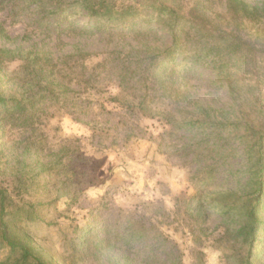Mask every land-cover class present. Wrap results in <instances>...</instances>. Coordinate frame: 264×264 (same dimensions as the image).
Segmentation results:
<instances>
[{
  "label": "rangeland",
  "instance_id": "rangeland-1",
  "mask_svg": "<svg viewBox=\"0 0 264 264\" xmlns=\"http://www.w3.org/2000/svg\"><path fill=\"white\" fill-rule=\"evenodd\" d=\"M246 1L257 5L263 0ZM207 5L214 12H225L224 2L217 0ZM51 9L50 4L29 0H0V49L47 55L60 65L67 57L73 67L69 71L71 77H81L83 73V79L92 80L88 88L75 81L67 90L59 89V97L37 104L38 118L25 126L1 123L0 110L1 187L9 188L14 197L17 195L18 190L12 191L13 169L20 168L19 161L31 164L34 171L53 160L68 169L67 177L53 172L46 188L44 182L49 176L42 173L41 187L32 185L19 197L32 203L51 202L41 211L44 221L26 225L40 248L48 249L64 264H100L96 258L106 264L108 257L124 256L120 249L123 243L113 240L95 255L86 246L92 245V240L87 239L94 237L90 236L92 229L97 237H105L107 230L125 233V229H134L148 235L142 245L133 244L131 257L135 264L150 254L145 247L156 244L159 247L154 251L155 261L160 264H170L178 254H183L182 264H239L237 258L244 247L237 239L238 229L230 228V234L215 213L198 215L190 211V205L197 207L193 175L199 167L210 163L218 168L213 192L243 189L247 175H236L245 170L246 163L240 143L225 141L226 144L218 143L210 151L216 143L212 134L205 136L190 127L179 128L164 115H144L108 103L110 97L121 91L129 98L144 94L146 90L129 77L128 56L133 49L145 45L156 49L168 44L167 31L156 23H142L135 32L150 35L121 37V29L114 28L110 33L103 22L97 24L82 16L59 24L58 17L48 16ZM250 33L255 39V30ZM196 35L190 31L184 36V52L191 54V42ZM20 64H0V76L7 78L5 87L17 89L23 77ZM179 64L177 61L170 82L178 96L152 97L160 112L177 107L194 110V105L246 111L245 97L252 101L260 97L255 102V113L264 106L262 74L261 80L236 74L229 86L228 81L202 64ZM180 66L182 74L177 72ZM152 85L143 84L149 88ZM230 87L237 88L242 99L234 102ZM170 93L165 91L166 95ZM179 96L178 102H174ZM148 105L154 107L152 103ZM81 235L86 239L82 246ZM7 255V249H0V260ZM257 264H264V259Z\"/></svg>",
  "mask_w": 264,
  "mask_h": 264
},
{
  "label": "trees",
  "instance_id": "trees-1",
  "mask_svg": "<svg viewBox=\"0 0 264 264\" xmlns=\"http://www.w3.org/2000/svg\"><path fill=\"white\" fill-rule=\"evenodd\" d=\"M29 1L53 6V9L48 11V16L58 17L59 24L66 19L82 16L97 24L103 22L105 30H110V33L114 28L121 29L118 33L121 37H129L137 33L138 36L150 35L145 34L146 32H135L142 23H156L162 30L167 31L168 44L156 49L145 45L142 49H133L128 56L131 60L129 77L146 90L144 94L137 97L131 95L129 98L125 97L121 91L118 96L110 97L108 103H117L119 107H125L131 111L138 110L144 115H164L171 124L179 128L190 127L205 136L212 134L216 143L209 148L210 151L215 149L216 144L225 143V141L240 143L246 163L245 170L238 171L236 175L238 173L247 175L243 189L238 191L236 188H231L213 192L211 187L216 180L218 168L213 163L199 167L192 178L195 180L196 193L193 199H196L197 207L194 209L193 205H190V211H195L198 215L205 212L215 213L226 225V231L230 234H233V229L230 228L238 229L236 236L240 245L244 247L242 254L237 258L239 264H257L263 261L264 106L261 111L255 113V102L260 97H255L253 101L245 97L243 103H246L244 104L247 107L246 111L238 108L225 110L194 105V110L177 107L166 113L157 109V103L152 97L173 99L178 96L170 83L172 76L176 73L174 67L177 61L181 66L202 64L218 77L228 81L229 86L232 85L236 74L251 75L255 80H261V74L264 75V0L257 5L246 0H218L224 2L223 14L212 11L213 9L207 5L217 0H187L186 4L182 0ZM250 30H255V39ZM190 31H194L197 35L191 42V54H188L184 52L183 38L188 36ZM260 39L263 40L260 41ZM142 54L145 56L142 57ZM67 59L66 57L65 62L60 65L47 55H37L31 51L19 49H0V64L20 61V74L23 76L21 82L17 83L16 90L5 87L7 78L0 76V110L3 113L1 123L23 126L29 122L33 123L38 118V111L36 113L35 109L37 104L48 99L53 100L56 95L59 97L57 93L59 89L67 90V86L75 81L85 87L90 86L88 84L92 80L83 79V73L81 77L69 75L73 67ZM181 66L177 71L178 74H182ZM138 69L147 74L138 73ZM10 82L13 81L10 80ZM146 82L152 83V87L143 86ZM230 88L234 102L242 99L237 88ZM168 90L171 93L166 95L165 91ZM180 97L174 102H178ZM148 102L154 107L148 105ZM175 110H179L178 113ZM29 145L30 143L26 148ZM225 154L228 153L225 152ZM17 165H20V168H16L17 171L13 169L15 180L12 186V191L18 190L17 195L14 197L9 192V188L0 186V249L8 250L7 257L0 260V264H64L56 259L54 253L40 248L26 226L27 223L44 221L45 217L41 215V211L51 205V202L38 200L32 203L19 197L23 192H28L32 185L41 187L42 173L47 172L49 176L44 182L46 188L54 175L53 172L67 177L68 169L54 160L42 164L39 171H34L31 164L25 161H19ZM61 189L62 187H59L58 191L61 192ZM125 230V233L107 230L105 237H97L96 230L92 229L90 236L93 234L94 237L87 238L89 241L92 240V245L89 243L86 246L97 255L106 244L116 240L123 243L120 249L124 250V256L108 257L106 264H135L134 257H131L135 249L133 244L137 242L138 245H142L143 241L148 239V235L139 230ZM80 239L82 246L86 239L82 235ZM153 239L157 240L156 237ZM158 247V244L145 247L151 255L145 257L139 264H160L155 261L154 255ZM182 256L183 254H178L170 264H182ZM95 260L103 264L99 262V258Z\"/></svg>",
  "mask_w": 264,
  "mask_h": 264
}]
</instances>
